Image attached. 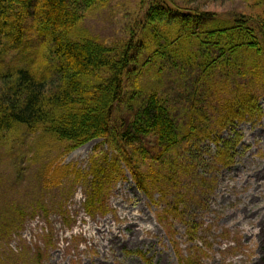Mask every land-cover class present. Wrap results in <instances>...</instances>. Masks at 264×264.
Segmentation results:
<instances>
[{
	"label": "trees",
	"instance_id": "trees-1",
	"mask_svg": "<svg viewBox=\"0 0 264 264\" xmlns=\"http://www.w3.org/2000/svg\"><path fill=\"white\" fill-rule=\"evenodd\" d=\"M107 1L0 0V147L33 138L28 167L38 165L24 187L0 178V242L48 212L49 190L71 198L68 181L86 185L88 216L107 214L124 171L151 202L155 192L165 200L168 185L193 167L173 168L180 149L210 141L215 162L228 168L241 139L235 126L264 117L256 96L264 87V0H245L261 10L255 18L140 0L144 12L127 37L102 42L81 24ZM227 129L233 136L222 139ZM95 140L86 174L59 163ZM176 204L159 218H177ZM187 235L194 239L190 228Z\"/></svg>",
	"mask_w": 264,
	"mask_h": 264
},
{
	"label": "rangeland",
	"instance_id": "rangeland-1",
	"mask_svg": "<svg viewBox=\"0 0 264 264\" xmlns=\"http://www.w3.org/2000/svg\"><path fill=\"white\" fill-rule=\"evenodd\" d=\"M194 1L176 0L202 11L253 18L261 11L245 0ZM140 2L108 0L88 12L81 29L102 42L125 38L127 29L144 12ZM257 95L264 116V87ZM234 131L241 139L228 168L215 162L216 148L210 141L180 149L173 168L182 163L193 167L181 184L168 185L165 200L155 192L151 202L126 171L125 180L117 181L109 191L104 215L86 214L85 184L66 182L72 193L66 201L56 189L49 190L44 195L48 212L26 220L16 233L1 241L0 254L12 264H146L134 252L143 253L148 264H180V259L197 264H264V117L238 124ZM219 135L227 140L233 133L227 129ZM32 139L25 136L11 146L0 147L4 184L15 178L21 187L30 182L38 167H28L27 146L32 145ZM99 143H88L59 163L86 174ZM103 150L110 154L108 148ZM168 203H179L178 217L160 219ZM189 228L193 240L187 235Z\"/></svg>",
	"mask_w": 264,
	"mask_h": 264
}]
</instances>
